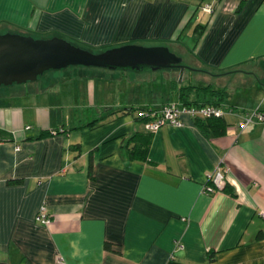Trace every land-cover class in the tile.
<instances>
[{"label":"crops","instance_id":"1","mask_svg":"<svg viewBox=\"0 0 264 264\" xmlns=\"http://www.w3.org/2000/svg\"><path fill=\"white\" fill-rule=\"evenodd\" d=\"M0 33L181 60L161 76L162 104L133 99L117 70L0 88V264H264V125L237 129L264 112V0H0ZM188 87L223 93L225 133L187 116L145 131L133 109L181 104ZM217 169L226 190L203 193ZM43 206L48 226L35 221Z\"/></svg>","mask_w":264,"mask_h":264},{"label":"water","instance_id":"2","mask_svg":"<svg viewBox=\"0 0 264 264\" xmlns=\"http://www.w3.org/2000/svg\"><path fill=\"white\" fill-rule=\"evenodd\" d=\"M180 61L166 47L127 45L93 53L58 37L0 33V87L38 81L68 67L148 72L180 69Z\"/></svg>","mask_w":264,"mask_h":264},{"label":"built area","instance_id":"3","mask_svg":"<svg viewBox=\"0 0 264 264\" xmlns=\"http://www.w3.org/2000/svg\"><path fill=\"white\" fill-rule=\"evenodd\" d=\"M203 11L211 13L212 9L209 6L203 8ZM226 110L222 107L216 106H204V107H193L183 106L181 104L169 103L164 105L160 110L151 113H142L145 118H152L153 120L145 123L144 130L150 133L158 131L162 126L169 124L175 127H181V116H187L193 121L198 119L208 118H223ZM264 125V112L256 110L251 111L244 115L242 120L237 124L238 130H244L251 125ZM225 174L220 170H216L213 173L207 175V182L203 188V193L213 194L215 192H221L225 186ZM258 215L264 220V210L259 211ZM36 223L42 226H48L51 223V217L45 206L41 207L37 217ZM180 248V246H177Z\"/></svg>","mask_w":264,"mask_h":264},{"label":"trees","instance_id":"4","mask_svg":"<svg viewBox=\"0 0 264 264\" xmlns=\"http://www.w3.org/2000/svg\"><path fill=\"white\" fill-rule=\"evenodd\" d=\"M192 90H196V101L189 102L188 97ZM223 93L221 91L213 90L211 87H204V88H183L180 91L178 99L180 100L183 106H193V107H204V106H216L221 107ZM138 112L137 121H139L142 126L145 123L152 121V118H145L142 116V113H151L156 111L151 110H140V109H133ZM195 122V125L200 128L205 133H210L214 136H222L225 133L226 125L222 118H208V119H198ZM150 133V132H149ZM145 151L146 150H137L133 148V151L129 153V157L131 159H138V160H145ZM226 187L222 189L225 191ZM108 248V246H106ZM211 258V256L209 257Z\"/></svg>","mask_w":264,"mask_h":264},{"label":"rangeland","instance_id":"5","mask_svg":"<svg viewBox=\"0 0 264 264\" xmlns=\"http://www.w3.org/2000/svg\"><path fill=\"white\" fill-rule=\"evenodd\" d=\"M34 38L45 39V38H38L36 36H34ZM48 39L49 38L45 40H48ZM82 68L68 67L66 68V70L68 69V71H83ZM166 71L168 70H155V71H148V72L120 71V73L124 75V80L121 83V87L123 90H124V85L128 87L129 83L127 82L128 81L127 77H133V99L140 98L142 100L147 99L148 101L153 99L156 103L162 104L166 100L167 101L173 100V97H170V92L172 89L170 88L169 82H166V84H164L162 81L163 79L161 78V76H164V72ZM52 72L53 71H48L45 74L41 75L38 81H40L42 77H48V75H50V73ZM38 81H36V83ZM31 83H35V81L29 82L26 84H31ZM26 84H23V85H26ZM174 84H176L177 87L179 86L178 82H175ZM13 86H20V85H13ZM13 86H10V87H13ZM0 88H9V87H0ZM112 89H113V86H112ZM81 103L82 102H79L78 104H81ZM102 112H103V108L97 104L95 113L97 115H101Z\"/></svg>","mask_w":264,"mask_h":264}]
</instances>
